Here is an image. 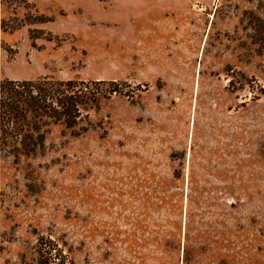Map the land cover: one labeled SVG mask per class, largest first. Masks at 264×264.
<instances>
[{
  "label": "rangeland",
  "instance_id": "obj_1",
  "mask_svg": "<svg viewBox=\"0 0 264 264\" xmlns=\"http://www.w3.org/2000/svg\"><path fill=\"white\" fill-rule=\"evenodd\" d=\"M0 23L1 78L105 81L78 135L1 149L0 264L41 235L76 264H264V0H0Z\"/></svg>",
  "mask_w": 264,
  "mask_h": 264
},
{
  "label": "trees",
  "instance_id": "obj_2",
  "mask_svg": "<svg viewBox=\"0 0 264 264\" xmlns=\"http://www.w3.org/2000/svg\"><path fill=\"white\" fill-rule=\"evenodd\" d=\"M38 20L46 21L49 17L40 14ZM102 81L0 77V151L8 147L16 155L40 153L53 125H61L70 134L78 135L80 121L99 106L103 94L95 85ZM35 247L37 264H76L54 238L41 235Z\"/></svg>",
  "mask_w": 264,
  "mask_h": 264
}]
</instances>
